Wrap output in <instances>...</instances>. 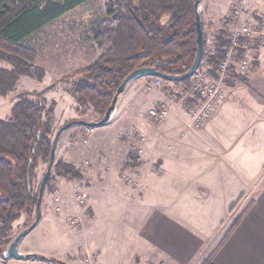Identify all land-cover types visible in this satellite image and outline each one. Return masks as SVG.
<instances>
[{
  "label": "rangeland",
  "instance_id": "1",
  "mask_svg": "<svg viewBox=\"0 0 264 264\" xmlns=\"http://www.w3.org/2000/svg\"><path fill=\"white\" fill-rule=\"evenodd\" d=\"M40 1L41 9L46 12L63 6L70 0ZM108 1L89 0L22 43L24 48L35 52L36 58L33 65L44 70L45 77L42 82L22 77L15 90L5 97L8 100L7 105L3 103L5 98L0 96V120L9 121L11 119V108L18 102L19 94L41 93L50 85L54 87L44 93V98L48 105L56 103V122L52 141L59 130L71 122L95 123L102 119L104 115L95 112L91 105L77 103L72 95V82L79 79L78 75L101 55L92 41V32L107 18ZM249 1L252 3L251 5L248 4V0H223L224 7L221 9L220 16L209 11L207 4L211 2L210 0L202 2L200 14L203 21L205 53L213 51L216 55V39L221 35V32H224L225 39H228L244 24H248L255 32L261 31L260 25L264 22V10L255 8L254 0ZM237 2H243L246 9L239 18H234L233 10ZM168 20L169 16H163L162 24H166ZM262 33L264 34V31ZM242 46L245 51L243 50L244 53L240 54V57L245 54L250 64L246 77L241 76L238 79H233L239 63L236 61L230 70L229 76L231 77L226 83L224 101L218 105L214 113L197 131L189 128L190 118L183 103L186 98L185 90L189 88L191 78L187 85L175 83L173 88H168L163 87L165 83L169 86L168 84L173 82L154 77H148L149 83L142 89V92L147 99L156 91H160L164 101L159 106L155 105L151 110L168 108L171 115L166 120L156 121L150 115L151 119L149 120L147 114L150 112L151 103L147 102L142 104L138 110L137 119L133 124H130L131 121L128 120V122L113 120L103 127L74 126L64 131L58 143L55 166L52 169L42 202V219L23 238L19 245V252L38 254L65 264L68 263L64 261L66 259L64 257L68 254V262L71 264H82L84 258L86 259L84 264H92L93 254L92 252L87 253L89 244L91 249L101 251L103 264H151L146 258L148 249L142 245L136 231L138 226L136 222L141 217L140 209L132 206L127 196L129 193L143 190L146 176L161 178L163 174L161 157H159L160 148L163 149L165 146L164 144L161 146V124L174 116L180 120L182 128L199 136L204 125L222 110V116L219 115L217 123H213L214 127L217 125L220 127L219 132L217 131L211 136L214 139L222 138L226 142L227 139L232 141L236 140V137L237 139L241 138L236 150H240L246 142L251 140L249 147L256 149L254 161L253 149L249 151L246 146L240 163L236 164L234 169L229 168L227 174L243 177L246 173L242 171V165L247 167V171L254 162L258 167L259 161L262 162V168L256 181L247 183L248 192L236 201L223 221L210 249L211 252L213 251L212 253L216 252L225 243L226 236L235 223L244 215L242 222L264 195V37L258 38L257 36L248 45ZM8 48L0 42L1 55H9ZM213 57H209L208 64L212 65ZM212 67L211 76L216 77L217 67L213 65ZM0 68L12 69L5 61H0ZM158 81H162L163 85L161 86V83L157 85ZM125 94L126 92L123 95L125 96ZM26 97L35 99L34 96L28 94ZM120 103L121 101L117 107ZM171 122L180 128L181 125L176 119H172ZM133 126L134 128L128 130ZM91 128L94 129L93 133L90 132ZM254 129L261 131L260 137H258V133L253 136ZM182 132L183 129H180L178 131L179 138L177 135L173 138L179 142L184 140L181 138ZM204 143L209 144L210 139L206 138ZM204 143L199 141L201 146H205ZM198 148L204 149L200 146ZM185 153L182 157L198 161L197 164L194 163L195 165L204 159L198 154V151L189 150L188 152L186 150ZM129 158L133 161H130ZM228 159L234 161L236 158L232 155ZM60 162L73 167L74 172L77 173L76 177L59 176L56 165ZM48 164V162L39 161L37 165L33 183L34 193L39 191ZM188 165L190 164H184V166ZM174 171L176 172V169L172 166L171 170L169 168L167 171V176L165 175L163 178L175 177ZM202 172L203 168L199 171L195 167L196 174ZM157 186L156 190L169 192L174 190L175 185L169 180L163 184L160 182ZM81 192L89 195V199L83 204L78 199ZM35 217L36 212L30 217L23 215L18 219L13 224L8 239H13L21 230L32 225ZM4 243L5 239L0 240V264H5V261L2 260L3 252L6 249ZM72 245H74L73 250L68 252ZM132 252L135 255L131 263ZM211 252L204 260L211 256ZM27 263L14 260L6 262V264ZM29 264L49 263L31 261Z\"/></svg>",
  "mask_w": 264,
  "mask_h": 264
},
{
  "label": "trees",
  "instance_id": "2",
  "mask_svg": "<svg viewBox=\"0 0 264 264\" xmlns=\"http://www.w3.org/2000/svg\"><path fill=\"white\" fill-rule=\"evenodd\" d=\"M87 1L70 0L44 12L40 0H0V42L9 47L10 53L0 54V61L12 68H0V96L12 93L22 77L42 82L45 71L33 65L36 54L22 43ZM106 9L107 18L92 32V41L101 55L72 82L77 103L91 105L100 115L106 113L131 73L152 67L166 75L185 74L198 48L195 0H109ZM163 16H169L166 24H162ZM228 46L221 32L211 60L213 66L224 58ZM188 83L186 80L181 84ZM27 94L35 99L27 98ZM18 99L11 119L0 120V240L5 239L6 247L12 241L8 235L13 224L23 215L30 217L36 212L39 191H33L35 171L39 161L50 162L56 122V103L48 105L44 93H22ZM56 169L61 177L77 175L73 167L62 162ZM216 252L203 264H212ZM44 263L65 264L54 259Z\"/></svg>",
  "mask_w": 264,
  "mask_h": 264
},
{
  "label": "crops",
  "instance_id": "3",
  "mask_svg": "<svg viewBox=\"0 0 264 264\" xmlns=\"http://www.w3.org/2000/svg\"><path fill=\"white\" fill-rule=\"evenodd\" d=\"M210 1L207 4L209 11L220 16L221 9L224 7L223 0ZM248 2L249 5L252 4L249 0ZM263 5L264 0H254L255 8L263 11ZM148 83V77H143L129 84L125 96L120 97L121 103L117 107L112 121H131L130 124H133L142 104L151 103L150 110L155 105H161L164 98L160 91L153 93L150 98H145L142 89ZM123 97L125 98L123 99ZM7 101L5 98L3 103L7 105ZM221 111L204 125L199 136L182 128L180 120L174 116L161 124V146L162 144L165 146L163 149L160 148L159 157H161L163 174L161 178L146 176L143 190L129 193L127 196L132 206L140 209L141 217L136 222L138 224L136 231L142 245L148 249L146 258L151 264L162 262L202 264L204 258L211 252L212 242L219 233L231 207L248 192L247 183L256 181L261 172L262 162L259 161L258 167L254 162L247 171V167L242 165V171H245L248 176L227 174L229 168L234 169V166L240 163L246 146L249 151L253 149L254 161L256 149L249 147L251 140L246 142L240 150H236L241 138L237 139L236 137V140L232 141L227 139L226 142L222 138L214 139L211 136L220 129L217 127L218 125L214 127L213 123H217L218 118L222 116ZM147 115L150 120L149 112ZM172 119H176L180 123V128L176 127L174 122L170 123ZM132 128L134 126L128 130ZM180 129H183L181 138L184 140L179 142L173 137L177 135L179 138L178 131ZM254 130L253 136L258 133L257 135L260 137L261 131ZM206 138L210 139L209 144L204 143ZM199 141H202L206 147L199 145ZM155 143L158 144V142ZM199 146L204 149L200 150ZM183 149L185 152L186 150L188 152L189 150L198 151V154L204 159L195 165L194 163L197 164L198 161L182 157L183 154H186ZM232 155L236 158L234 161L228 159ZM184 164L190 165L184 166ZM172 166L176 169L175 177L163 178ZM195 167L199 171L203 168V172L196 174ZM169 180L174 183V190L169 192L156 190L160 182L163 184ZM74 245L68 252L73 250ZM90 252L93 254L92 264H103L100 250H93L88 244L87 253L90 254ZM67 255L64 257L66 258L64 261L71 264L68 262ZM134 255L132 252L131 263ZM6 262L8 261H5V264ZM23 262L29 264L31 261ZM81 263H86V259L84 258ZM212 264H264V195L214 254Z\"/></svg>",
  "mask_w": 264,
  "mask_h": 264
},
{
  "label": "built area",
  "instance_id": "4",
  "mask_svg": "<svg viewBox=\"0 0 264 264\" xmlns=\"http://www.w3.org/2000/svg\"><path fill=\"white\" fill-rule=\"evenodd\" d=\"M232 1V0H227ZM246 6L243 2H237L233 10V17L239 18V16L244 13ZM261 31H253L248 24H244L239 27L234 33L230 35L229 46L225 50L224 58L218 64L216 72V77L211 76V71L213 70L212 65L209 63V57L215 56L214 52H208L204 50L203 58L201 64L191 78L190 86L186 92V98L184 99V107L190 118L189 128L194 131L199 130L203 123L206 122L209 117L214 113L218 105L224 101L226 88V83L229 76L230 70L235 65V62L238 61V67L236 68V75L234 78L246 77L248 73L250 64L248 57L244 54L243 57H240L241 51L244 50L242 45L246 46L249 42L258 36V38L264 37L262 33L264 31V22L260 25ZM209 57H208V56ZM208 57V58H207ZM161 86L162 81H158L157 85ZM169 86L165 83L163 87L173 88L175 83H169ZM177 100V99H176ZM175 101V100H174ZM149 115L156 121H163L169 118L170 110L168 108L162 107L161 110H150ZM90 132L93 133L94 129H90ZM79 202L81 204L85 203L89 199V195L85 192L79 194ZM159 264H168V263H159Z\"/></svg>",
  "mask_w": 264,
  "mask_h": 264
},
{
  "label": "water",
  "instance_id": "5",
  "mask_svg": "<svg viewBox=\"0 0 264 264\" xmlns=\"http://www.w3.org/2000/svg\"><path fill=\"white\" fill-rule=\"evenodd\" d=\"M203 0H195V9H196V26H197V33H198V48H197V57L190 68L188 72L182 75H166L164 73H161L157 71L156 68L152 67H145V68H139L133 73H131L122 83V85L118 88L117 93L114 96V99L112 101V104L102 117V119L98 122H85V121H74L66 126H64L62 129L59 130V132L56 134L53 144H52V151L50 156V162L48 164L47 172L45 173L43 180L41 182L40 188H39V197L37 201V207H36V217L35 221L32 225H30L27 229L21 230L16 236L12 239V241L9 243V245L6 247L5 251L3 252L2 260L3 261H47L49 260L45 256H40L38 254H22L19 252V245L22 242L23 238L27 236L41 221L42 219V202L44 199V195L46 192L47 184L50 181L52 169L55 166L56 162V153L58 148V143L61 138V135L64 131L68 130L71 127L74 126H83V127H103L108 125L112 119L114 114L117 110V105L120 101V97L126 92L128 86L130 83H132L135 80H138L143 77H154L158 79H162L167 82H173V83H182L186 80H189L194 76L196 71L198 70L204 53V47H205V38H204V31L202 27V16L199 11V7L202 4ZM53 85L47 86L42 93H46L49 90L53 89Z\"/></svg>",
  "mask_w": 264,
  "mask_h": 264
}]
</instances>
